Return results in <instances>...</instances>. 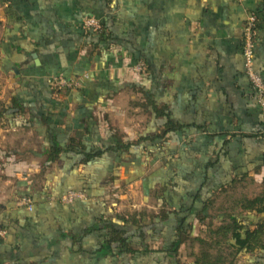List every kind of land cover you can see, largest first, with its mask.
Listing matches in <instances>:
<instances>
[{"label":"crops","instance_id":"obj_1","mask_svg":"<svg viewBox=\"0 0 264 264\" xmlns=\"http://www.w3.org/2000/svg\"><path fill=\"white\" fill-rule=\"evenodd\" d=\"M250 13L258 16L255 67L264 77V0H0V74L14 89L3 104L16 100L25 109L1 117L9 127L0 128V264H135L129 257L90 256L98 247L93 236L83 239V252H72L70 232H81L84 212L53 204L42 192L66 191L49 170L44 175L50 136L62 144L73 136L88 140L99 131L94 108L128 87L190 125L185 135L215 152L224 147L227 182L262 184L264 108L242 55ZM87 17L103 25L107 41L87 35ZM57 76L78 79L82 87L56 97L50 82ZM148 110L155 125L166 121ZM25 150L36 155L30 161L38 178L44 175L32 192L20 182ZM28 194L32 211L18 205ZM234 264H264V251L241 253Z\"/></svg>","mask_w":264,"mask_h":264},{"label":"rangeland","instance_id":"obj_2","mask_svg":"<svg viewBox=\"0 0 264 264\" xmlns=\"http://www.w3.org/2000/svg\"><path fill=\"white\" fill-rule=\"evenodd\" d=\"M136 70L143 75V71H139L138 67ZM60 77H54L50 82V88L56 97L62 94L78 92L82 87L81 81L76 79L80 83L78 88L58 91L54 82L55 78ZM13 90L12 87H8L7 80L0 74V102L7 101ZM146 106L147 102L144 99L143 93L137 89L128 87L120 97L116 100L114 98L111 104L105 105L104 107L96 106L94 108V117L99 131L88 137V140L93 146L101 145L102 142H108L111 136L114 135L121 137L125 141H132L138 136L147 134L150 131L148 130L150 126L149 122L154 125H151L152 130H154L156 128L155 120H150V112ZM18 122H21V120ZM4 127H9V123L5 119L0 118V128ZM197 138L196 135L181 136L179 137L178 144H176L175 150L178 152V155L175 161V169H173V171H176L174 178L177 182L176 190L172 192L167 191L163 186L165 180L169 177L168 172L172 168L165 163L161 149L157 145H154L153 147H148L146 153L138 158L114 159L112 169L107 175H105L106 171L103 168L99 169L94 176L93 183L102 189L100 190L101 194L90 197L82 192L85 195V199H99L113 211H119L125 216L140 218L144 215L152 216L158 213L163 207V202L160 197L164 196L166 199L165 207L167 209L180 211L174 218L176 223L180 222L182 215L189 211V207L192 204V197L196 194L203 181L201 176L202 160L204 161L208 157L214 158L216 153L212 150V146L206 145V143H203L200 139L197 140ZM43 144L45 147L48 145L47 141H44ZM162 148L166 151L169 149L167 144L163 145ZM192 150L201 152L200 159L199 156L195 159L194 155L191 154L193 152ZM22 154L26 158L29 157V161L22 162L24 165L22 173L24 178L20 181L23 182L21 186L24 187L26 192L30 190L32 192L39 188L44 181V175L49 171L52 174L51 176L56 177V180L61 183V176L70 164V161L65 159L56 164L45 166L47 168L44 169V175L38 178L35 172L38 169L36 166L37 163L30 161V158L36 155L26 150ZM225 165L224 171L220 169L221 171L217 173L215 178L211 179L210 184L203 188L204 196L197 199L196 206L192 207L189 211L188 221L184 227L188 235L177 254V260L180 264H194L197 260L229 264L232 260H238L239 255L234 260L232 256L234 251L227 246V239L229 237L227 227L230 224L228 215L244 212L242 208L243 201L259 196L262 193L263 185L253 179H249L245 182H238L232 186H225L220 189L219 184L221 182H227V163ZM105 166L106 164L104 168ZM2 169H4V166H2ZM39 169L41 170L42 168L40 167ZM91 180L92 178L88 181ZM82 182L84 181L79 179L78 183ZM63 184L66 185V190L69 189L68 182H63ZM42 192L48 195L47 198H50L49 201L51 199L54 200V204L61 203L60 196L65 191L60 192V194H53V191L45 189ZM42 192H35V195L40 194L41 196L43 195ZM30 196L33 195L28 194V197ZM206 198L210 199L209 207L206 211L201 212L202 202ZM21 199L19 198L18 205ZM161 242L162 240L154 246H162L163 243ZM129 260L135 264H154L153 255L131 256Z\"/></svg>","mask_w":264,"mask_h":264},{"label":"trees","instance_id":"obj_3","mask_svg":"<svg viewBox=\"0 0 264 264\" xmlns=\"http://www.w3.org/2000/svg\"><path fill=\"white\" fill-rule=\"evenodd\" d=\"M101 26L98 32L86 31L87 35H98L102 40L107 41V33L102 24ZM147 106L153 110L156 119L164 118L166 121L163 124H156L154 131H149L147 134L139 136L135 141H125L121 137L114 135L111 136L108 142H102L101 145L93 146L88 144L90 142L89 140L85 141L83 138H77L75 136L69 137L65 144L59 141L57 135L52 134L50 136L51 145L44 150L46 155L45 166L53 165L64 159L70 161L67 170L63 174L64 176L62 175L63 178L61 176L60 179L61 183L68 182L69 189L60 198L70 191L83 192L90 197L94 195L99 196L101 194L100 190L102 189L93 183L94 176L99 169L103 168L106 171L105 175H107L112 169L114 159L138 158L146 153L148 147H153L154 145H157L161 149L165 163L172 168L168 172V179L163 184L165 190L172 192L177 189V182L174 180L176 171H173L178 155L175 147L179 142V137L185 136L184 132L189 129L190 125H184L179 121L173 120L171 113L168 111V107L163 106L160 108L152 99H149ZM24 111L23 105L16 100L8 107L0 102V118L4 117L7 113L15 115L16 113H22ZM165 144H167L171 151L169 149L167 151L163 150L162 146ZM224 144L227 145V141ZM192 151L191 154L194 155L195 159L198 156L200 159L201 152L197 150ZM226 156L227 151L222 147L219 152L215 153L214 158L208 157L206 160H202L201 176L203 181L196 194L192 197V204L189 207V211L192 207L196 206V200L204 196L203 188L210 184L211 179L215 178L217 173L221 171L220 169L224 171L223 162ZM105 164L106 166L104 168ZM73 175L74 177L72 178ZM91 178L92 180L88 181ZM79 179H82L84 182L78 183ZM233 184L235 183L221 182L219 186L221 189L225 186H232ZM262 185L263 190L259 196L243 201L242 208L244 212L228 215L230 224L227 227V232L229 233L227 246L234 251L232 255L234 260L241 253H253L257 250L264 251V180ZM96 187L100 192L96 190ZM30 197L34 199L33 196ZM160 199L163 202V207L158 213L152 216L144 215L140 218L121 215L109 209L99 199H77L71 205L63 203L57 204L68 207L69 209L81 210L84 212L82 218L85 217L87 219L80 233L70 232V239L73 245V248H71L72 252H83V239L93 236L98 242V247L87 251L92 257L119 259L137 255H153L155 264H180L177 260V254L188 235L184 227L188 221L189 211L182 215L180 222L176 223L174 218L180 211L167 209L165 207V197L162 196ZM209 200L206 198L202 202L201 212L208 209ZM245 212L247 214H243ZM255 217L257 219L253 220ZM70 233L68 232L67 236ZM160 240H162V246H154L159 244ZM232 261L229 264H234L235 261ZM194 264L218 263L208 260H197Z\"/></svg>","mask_w":264,"mask_h":264},{"label":"built area","instance_id":"obj_4","mask_svg":"<svg viewBox=\"0 0 264 264\" xmlns=\"http://www.w3.org/2000/svg\"><path fill=\"white\" fill-rule=\"evenodd\" d=\"M84 29L87 32H98L101 29V23L94 17H87L84 20ZM258 40V16L256 13H250L247 17L244 32H243V48L242 55L244 59V68L249 79V82L255 92L258 104L261 108H264V77L257 72L255 67L256 58V46ZM142 67L138 66V70L141 71ZM55 87L58 91L63 89L73 90L80 86L78 80L55 78ZM77 199H85V195L82 192L70 191L61 197V203L71 205ZM19 205L26 207L28 210H33V202L30 197H23L19 201Z\"/></svg>","mask_w":264,"mask_h":264}]
</instances>
